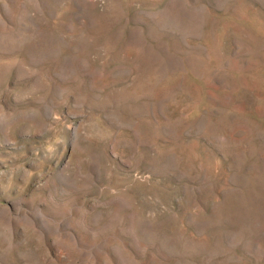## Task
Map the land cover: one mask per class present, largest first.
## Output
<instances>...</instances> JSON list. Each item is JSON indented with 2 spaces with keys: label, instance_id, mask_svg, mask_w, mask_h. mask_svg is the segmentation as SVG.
Here are the masks:
<instances>
[{
  "label": "rangeland",
  "instance_id": "obj_1",
  "mask_svg": "<svg viewBox=\"0 0 264 264\" xmlns=\"http://www.w3.org/2000/svg\"><path fill=\"white\" fill-rule=\"evenodd\" d=\"M0 264H264V0H0Z\"/></svg>",
  "mask_w": 264,
  "mask_h": 264
}]
</instances>
